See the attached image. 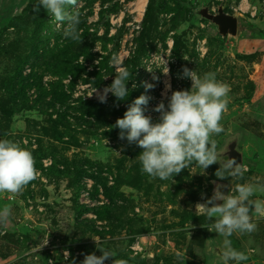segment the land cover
<instances>
[{
	"label": "rangeland",
	"instance_id": "obj_1",
	"mask_svg": "<svg viewBox=\"0 0 264 264\" xmlns=\"http://www.w3.org/2000/svg\"><path fill=\"white\" fill-rule=\"evenodd\" d=\"M36 3L0 0V140L31 151L38 172L21 193L0 194V209L12 213L0 225V264H81L101 255L97 247L127 264H222L224 237L195 205L220 186L233 194L238 183L264 186V0H146L142 14L138 0H78L80 43L64 39L43 8L34 13ZM219 7L237 18L236 36L205 18ZM113 58L132 72L129 94L102 104L90 95L111 84ZM183 67L229 86L213 138L227 158L231 147L240 154L242 178L219 180L214 164L193 165L174 182L153 179L136 159L142 150L118 138L113 125L134 99L151 97L145 115L155 122L166 83L190 89ZM91 100L96 117L84 104ZM253 222V233L229 237L249 257L241 264H264V217L253 213Z\"/></svg>",
	"mask_w": 264,
	"mask_h": 264
},
{
	"label": "clouds",
	"instance_id": "obj_2",
	"mask_svg": "<svg viewBox=\"0 0 264 264\" xmlns=\"http://www.w3.org/2000/svg\"><path fill=\"white\" fill-rule=\"evenodd\" d=\"M69 7L71 11L67 10ZM41 8L63 29L64 39L81 42L78 0H37L33 12L38 13ZM111 63L116 68L111 84L102 90L94 88L90 95L95 93L102 104L107 102L109 94L117 101L124 100L129 94L126 84L132 72L115 58ZM165 65L166 62L162 73L167 75L169 69ZM148 71H152L150 67ZM180 78L191 81L190 89L172 91L171 85L166 83L161 93L163 99L152 109L159 114L155 122L151 116L145 115L151 97L142 94L134 99L127 106L123 118H118L113 125L119 129L118 138L142 150L136 159L141 164V171L153 179L173 181L174 176L193 165L206 170L214 164L219 165L215 171L217 179L242 178L246 166L218 151L217 142L213 138L223 131L221 120L227 111L229 86L218 81L214 72L201 76L187 67L181 69ZM153 80L158 81L159 78L153 76ZM154 87V84H145V91ZM168 92L171 94L168 95ZM37 176L31 151L17 142L0 140V194H19ZM220 187L211 198L202 197L204 202L197 203L195 209L209 220L214 218L211 229L224 237L223 250L219 253L222 264H229V261L241 264L249 257L245 252L233 248L229 237L234 233L251 234L256 231L253 213L257 217H264V200H253L251 197L257 191L264 192V186L238 183L234 189L235 194L229 192L226 195L220 191ZM11 215L9 207L0 209V225L9 223ZM97 249L101 255H84L81 264H105L106 261L110 264H127L125 260L115 259L112 251L103 247ZM64 254L69 256L68 252Z\"/></svg>",
	"mask_w": 264,
	"mask_h": 264
},
{
	"label": "water",
	"instance_id": "obj_3",
	"mask_svg": "<svg viewBox=\"0 0 264 264\" xmlns=\"http://www.w3.org/2000/svg\"><path fill=\"white\" fill-rule=\"evenodd\" d=\"M205 18L215 25L218 33L221 36H236L238 29V20L235 16L224 13L222 7H219L217 9L216 14H206ZM230 154L237 163L242 162L240 154L234 151L233 147L230 148ZM220 191L225 195L228 193V190L226 188H221ZM233 262L234 261H229V263Z\"/></svg>",
	"mask_w": 264,
	"mask_h": 264
},
{
	"label": "trees",
	"instance_id": "obj_4",
	"mask_svg": "<svg viewBox=\"0 0 264 264\" xmlns=\"http://www.w3.org/2000/svg\"><path fill=\"white\" fill-rule=\"evenodd\" d=\"M149 8H150V5H148L147 8H146V11H145V14H144V20L147 19V16L149 15ZM109 102L118 103L119 101H117L116 98L111 95L110 98H109ZM84 104H85V107H87V108L89 107L88 111H87L88 114L93 115V116L96 117V115H94L93 112L91 111V106H94L95 104H97V102L94 101V100H91V101H85ZM84 110H86V108H84ZM1 113L4 114L6 117H11L13 115V112L9 111L7 109H2Z\"/></svg>",
	"mask_w": 264,
	"mask_h": 264
},
{
	"label": "bare ground",
	"instance_id": "obj_5",
	"mask_svg": "<svg viewBox=\"0 0 264 264\" xmlns=\"http://www.w3.org/2000/svg\"><path fill=\"white\" fill-rule=\"evenodd\" d=\"M146 5V0H138V3L136 5V9L139 12V14H142L144 8Z\"/></svg>",
	"mask_w": 264,
	"mask_h": 264
},
{
	"label": "built area",
	"instance_id": "obj_6",
	"mask_svg": "<svg viewBox=\"0 0 264 264\" xmlns=\"http://www.w3.org/2000/svg\"><path fill=\"white\" fill-rule=\"evenodd\" d=\"M247 169V168H246Z\"/></svg>",
	"mask_w": 264,
	"mask_h": 264
}]
</instances>
